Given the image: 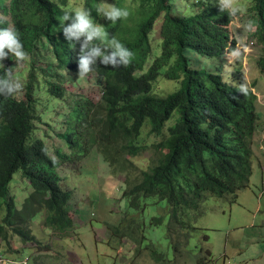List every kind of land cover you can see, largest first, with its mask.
<instances>
[{"label": "trees", "instance_id": "trees-1", "mask_svg": "<svg viewBox=\"0 0 264 264\" xmlns=\"http://www.w3.org/2000/svg\"><path fill=\"white\" fill-rule=\"evenodd\" d=\"M248 1L256 18L254 37L261 45L256 65L264 74V0ZM195 3L196 11L193 3L177 15L174 0H116L115 5L126 8L129 15L116 23L104 20L102 25L109 36L133 52V57L126 66L112 68L99 61L93 66L91 72L101 90L99 104L86 100L77 102L73 109L83 111L87 132L78 134L77 142L69 134L62 135L70 151L78 146L85 152L87 147L81 144L86 142L95 145L112 167L119 157L130 163L125 157L142 153L144 146L137 141L145 123L148 134L160 137L166 124L174 121L156 146V163L141 171L140 180L123 195L133 207L139 198L167 202V236L176 258L188 252L190 239L199 231L196 219L208 198L233 204L249 187L258 122V97L251 87L243 85L240 68L233 70L232 82L223 80L216 69H199V58L224 59L234 50L235 42L226 28L230 23L226 11L202 0ZM97 5L98 0H84L94 23H100L102 17L96 12ZM70 10L65 0H0V12L9 17H0V27L17 28L27 56L40 46L51 50L55 65H47L43 75L53 69L75 72L80 43L66 40L61 26L63 13ZM159 19L160 51L145 69L152 55L150 36ZM6 59L15 58L10 55ZM5 66H0V75ZM160 76L178 82V88L164 97L153 95L152 84ZM241 85L246 92L240 90ZM35 86L36 74L31 67L23 100L0 95V209L4 207L5 212L0 236L7 242L9 229L24 244L34 242L37 246L27 223L42 211L43 223L58 236H66L74 226L70 216L72 191L61 187L54 172L71 157L58 154V160L52 159L45 144L31 137ZM48 92L51 97L62 96L63 88L50 84ZM105 145L114 147L117 157L104 155L100 148ZM17 171L30 186L20 209L9 199V185ZM153 222L161 225L163 217H155ZM195 264H215L211 251L201 249Z\"/></svg>", "mask_w": 264, "mask_h": 264}, {"label": "rangeland", "instance_id": "rangeland-1", "mask_svg": "<svg viewBox=\"0 0 264 264\" xmlns=\"http://www.w3.org/2000/svg\"><path fill=\"white\" fill-rule=\"evenodd\" d=\"M115 1L108 0L110 3ZM195 1L174 0L176 14L188 11L193 3V11H196ZM202 1L219 8V0ZM65 4L70 9L84 7V0H65ZM233 5L243 9L235 16L226 11L230 17L227 28L235 42V54L233 50L231 55L221 60L199 58V69H216L223 80L232 82L233 70L240 68L245 79L243 85L251 87L258 97L253 174L249 187L240 192L235 203L214 198L204 202L201 215L195 222L199 231L190 239L188 252L177 258L167 236V202L154 197L139 198L137 206L133 207L123 195L129 186L140 180L141 171L156 163L159 157L156 146L174 121L166 124L160 137L148 134V123H145L137 141L144 146L142 153L133 158L125 157L130 163H124L119 157L111 167L95 145L89 146L86 142L81 144L87 147L85 152L78 146L70 151L62 138L66 133L77 142L78 134L87 132L88 126L82 122L85 119L83 111L79 107L75 111L73 109L77 102L86 100L93 105L99 104L101 90L94 73L81 77L78 71L58 72L53 69L43 75L42 70L47 65H55L52 52L46 45L38 47L34 54L18 65L15 59L8 61L4 58V65L13 67L12 75L22 86L11 94L17 100L24 99L31 67L35 71L32 139H40L52 159L58 160V154L71 157L69 161L61 162L54 172L61 187L72 191L70 216L74 226L66 236H58L43 223L42 211L27 223L37 246L34 242L24 244L7 229L8 241L0 236V250L7 264H21L25 260L28 264H195L201 249L211 251L215 264H264V74L256 65L261 56V45L254 37L256 18L250 2L233 0ZM0 17L9 20L1 12ZM104 20L101 17L100 23L103 24ZM160 24L161 19L157 20L151 33L152 55L145 69L159 54ZM50 84H59L63 88L62 96L51 97L48 92ZM177 88L178 82L160 76L152 84L151 93L164 97ZM100 151L111 158L117 157L112 146L105 145ZM29 192L30 186L20 171L14 173L9 185V199L16 209H20ZM4 214L3 207L0 209V223ZM155 217H163V223L155 225ZM152 252H155L153 258Z\"/></svg>", "mask_w": 264, "mask_h": 264}, {"label": "clouds", "instance_id": "clouds-1", "mask_svg": "<svg viewBox=\"0 0 264 264\" xmlns=\"http://www.w3.org/2000/svg\"><path fill=\"white\" fill-rule=\"evenodd\" d=\"M218 7L232 16L243 11L233 5V0H219ZM96 12L112 23L129 15L126 8L117 7L115 3H110L108 0H99ZM61 26L66 40L80 43L77 61L78 76L83 77L90 73L98 61L102 65L117 68L126 66L133 57V52L121 40L115 36H109L101 23L93 22L90 10L83 6L65 11L61 17ZM10 55L15 58L17 65L27 59L19 32L14 25L0 27V65H4V58ZM228 55H231V52H227L225 57ZM12 72L13 67H4L3 74L0 75V95H11L21 89V84ZM240 90L246 92L243 85ZM1 255L7 264L6 258L2 253ZM25 261L27 263V260Z\"/></svg>", "mask_w": 264, "mask_h": 264}, {"label": "built area", "instance_id": "built-area-1", "mask_svg": "<svg viewBox=\"0 0 264 264\" xmlns=\"http://www.w3.org/2000/svg\"><path fill=\"white\" fill-rule=\"evenodd\" d=\"M0 264H5V260L3 259L1 255V250H0ZM21 264H27L26 261L22 262Z\"/></svg>", "mask_w": 264, "mask_h": 264}]
</instances>
